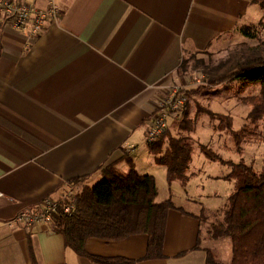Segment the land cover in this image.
Returning <instances> with one entry per match:
<instances>
[{
  "label": "crops",
  "instance_id": "1",
  "mask_svg": "<svg viewBox=\"0 0 264 264\" xmlns=\"http://www.w3.org/2000/svg\"><path fill=\"white\" fill-rule=\"evenodd\" d=\"M26 1L48 7L47 0ZM261 1L56 0L62 17L37 38L3 23L0 264H102L75 253L46 225L26 229L10 222L45 199L59 200L70 185L78 194L94 187L110 165L127 171L130 162L140 175L155 178L157 202L171 198L177 207L168 213L164 257L145 259L143 234L120 241L90 238V257L207 264L215 253L216 263H234L230 238L214 239L206 229L233 194L234 182L226 180L231 169L197 149L187 186L169 185L146 133L186 57L224 49L264 17ZM169 131L184 136L177 122Z\"/></svg>",
  "mask_w": 264,
  "mask_h": 264
},
{
  "label": "trees",
  "instance_id": "2",
  "mask_svg": "<svg viewBox=\"0 0 264 264\" xmlns=\"http://www.w3.org/2000/svg\"><path fill=\"white\" fill-rule=\"evenodd\" d=\"M260 6L264 11V0ZM243 35L250 36L246 32ZM203 73L207 88L234 82L243 86L260 85L258 95L241 99L242 103L250 107V111L247 124L240 130L234 128L233 119L228 115L198 112L209 115L212 122L219 121L216 130L230 135L235 150L242 154L243 144L256 136L254 131L264 120V39L255 46L231 52L227 59L205 68ZM188 113L189 104L182 117L174 121L183 132L192 130L191 123L187 121ZM251 126H254V131ZM147 145L150 153L156 157L157 164L166 167L169 185L179 182L183 187L187 186V172L197 149L208 160L231 169L226 180L234 182V191L222 210L223 219L216 222L210 232L214 239L230 238L233 264H264V169L258 172L244 161L236 164L224 160L208 146L197 147L189 137L173 136L169 130L156 143ZM102 175V182L94 187H85L77 195L76 210L71 215L59 212L54 216V231L64 237L66 246L75 253L102 264L134 262L124 258L90 257L86 251V243L90 238L120 241L143 234L148 236L145 259H162L168 213L177 209L172 199L157 202L155 178L140 175L131 162L127 171L113 164L104 169ZM207 264H218L212 254Z\"/></svg>",
  "mask_w": 264,
  "mask_h": 264
},
{
  "label": "rangeland",
  "instance_id": "3",
  "mask_svg": "<svg viewBox=\"0 0 264 264\" xmlns=\"http://www.w3.org/2000/svg\"><path fill=\"white\" fill-rule=\"evenodd\" d=\"M245 32L249 33L250 36H244ZM263 39L264 17L256 24L248 26L244 30L242 29L241 34H235L229 44L221 51L187 56L178 72L180 79L178 83L172 86L182 87L188 97L189 113L187 121L191 123L192 130L189 132L184 131L182 135L192 139L197 147L200 145L208 146L223 159L231 160L236 164L244 161L258 172L264 169V120L255 131L254 126H251V129L256 132V136L249 138L243 144V153L239 154L233 146L231 136L216 130L219 121L212 122L209 115L198 112L201 110L228 115L232 117L236 130H240L247 124L250 107L242 103L241 99L258 95L261 89L260 85L248 84L247 86H243L239 82H234L214 88H207L206 76L203 70L224 61L231 52L255 46ZM172 123L174 121L170 122L168 130ZM102 181L103 179L97 184ZM97 184H93L92 186H96ZM224 192H221L222 196H224ZM77 195L78 193L75 192L76 197ZM217 202L221 204L222 201L218 200ZM218 217H209L207 221L208 228H206V225H204V228L211 230L216 222L223 219L222 214ZM216 256L217 254L214 253V260Z\"/></svg>",
  "mask_w": 264,
  "mask_h": 264
},
{
  "label": "built area",
  "instance_id": "4",
  "mask_svg": "<svg viewBox=\"0 0 264 264\" xmlns=\"http://www.w3.org/2000/svg\"><path fill=\"white\" fill-rule=\"evenodd\" d=\"M47 8H39L26 0H0V29L6 26L18 32H25L31 38L39 37L51 22H58L62 10L56 0H47ZM188 105L187 93L182 87H171L158 101L147 130L146 143H156L168 130L171 121L182 117ZM73 186H69L59 200L45 199L35 207L19 213L11 226L33 229L46 225L54 230V216L63 212L71 215L76 210V196ZM3 194L0 192V198Z\"/></svg>",
  "mask_w": 264,
  "mask_h": 264
}]
</instances>
